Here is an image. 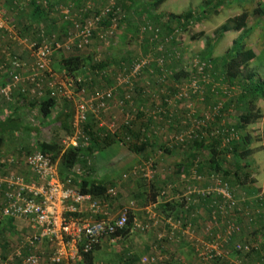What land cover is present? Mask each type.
<instances>
[{
    "label": "trees",
    "instance_id": "trees-1",
    "mask_svg": "<svg viewBox=\"0 0 264 264\" xmlns=\"http://www.w3.org/2000/svg\"><path fill=\"white\" fill-rule=\"evenodd\" d=\"M109 1L110 0H108V3L104 7L109 4ZM122 1V8L116 9L119 12L116 18L121 24L124 23V21H130L134 18L133 13L129 14L128 17L125 16L128 7L125 4L126 0ZM71 2L76 5L81 3L82 7L85 5L83 0H71ZM165 2H167V0H154L152 3V7L155 10L154 14L144 17L142 21L140 20L139 24L141 25L138 32L139 35L142 36L141 43L143 44L142 48H144L145 52L142 56L148 55L146 46H151V50L155 51L159 46H163L164 50L169 53L173 48L176 49L180 57H175L173 59H168L167 57L168 60L166 59L163 65L154 63L151 69L144 71L137 80L136 95L133 97V106L136 107L130 108L131 113H133V110H136L135 117H137V120L133 124L134 128L130 130L124 126H120L114 133L109 131L106 127L99 128L98 124L90 119L85 125V131L90 137V142L88 145L83 146V148H65L62 143L38 141L33 143L32 149L26 152L22 150L20 153L22 157H16L24 158L32 154L33 149L41 152L57 166L61 180H66L71 177L74 186L81 193L92 196L94 200L100 202L105 201L109 204L111 214L115 215L113 203L118 199V196L113 200L106 198L108 189L115 186V184L110 182L109 179L92 177L91 174L94 173L95 170L90 161H93L103 150L115 144L125 147L131 154L138 156V158L142 157L144 160L152 158L151 155L153 151L173 154L176 150L181 149L180 151H184L182 159L175 164L173 175L169 177L172 183L168 181L165 185L169 183L176 184L181 178H189L193 171L203 180L201 184L193 183L194 185H201L203 190H212L217 188V182L221 183V187L227 188L233 195L237 205L232 212H228L224 208V199L221 195L195 194L181 199L180 201L182 203L175 202L161 205L159 207V215L164 218L173 217L175 221H183L184 224H191L198 230V233L202 230L203 223L208 224L212 222L213 212L218 222L229 223L225 224V226L234 225L236 227L232 236L224 244L225 256L216 258V263L235 264L236 262L238 264H264V199L261 197L262 193L250 192L249 189L246 191L241 187L242 175H244L246 181L250 179L251 175L250 173L248 174L246 170L248 169L250 171L249 168L254 164L252 159L254 150L252 146L254 142L257 141V139H254L252 134L247 131V128L258 124L263 117L261 110L257 108V103L261 98H264V80H261L257 70L252 68V63L258 61L260 56L254 49L248 47L247 41L251 37L253 31L260 27V24L264 23V0H203L200 11L189 10L181 15L169 14L166 16L156 12ZM232 3L244 8V10L240 15L230 18L221 27L220 36L239 34L238 38L233 42L232 47L224 56L213 58V52L218 43L217 39L215 42L208 45L204 55L195 57V60L205 65L204 75L208 77L209 85L212 83L211 79H217L222 82L229 92H231V98H229L231 101L227 108L236 105L237 110L241 113L238 124L235 127L229 124L218 127L217 125L221 124V122L213 123L208 130L216 128L219 134L214 130L212 131L215 133L214 135L211 131L204 130L207 131L205 136L200 135L198 139L187 141V143L183 145H170L171 147L166 144L155 145L158 139L154 134V128L158 125H162L160 127L162 128L165 125L162 119L166 118L169 121L168 123H170L168 126L170 130L166 127L168 133L171 134L173 130H176V133H178L179 129L182 130V128L179 127L180 122L177 121V118L184 116H180L181 112L176 109L178 107L174 109L166 107L165 113L158 115V119H161V123H158L154 117L146 113L148 110L153 111L155 109L154 99L157 97V94L161 92L168 96L174 95L178 85L182 84V79L184 80L188 75L187 69L183 65L184 60L186 63L187 56L184 55L183 50L180 51L181 49L175 45H180L182 43L180 38L184 32L188 31L190 25L202 23L208 20L211 15L218 16L223 7L229 6ZM245 3L255 4V6L253 9L248 10L245 9ZM85 8L86 6L81 10ZM30 9V14L27 17L33 24L40 27L45 21H48L49 25L47 27L49 32L52 33L56 29V19L49 18L52 10L51 6L47 9L38 5L34 0H31ZM254 22L256 23L255 25L253 24ZM40 41L41 39L38 40V42ZM111 42L112 41H109V44ZM156 52L155 55H157ZM132 62L133 61L130 62V65ZM179 62L180 64H177ZM59 69V73L65 71L75 79H78L80 75L85 73L88 69L98 71L97 74L103 82H106L109 77V72L105 70V63L103 61L94 63L90 56L84 57L78 53L68 56L67 58H62ZM122 69L116 72V76ZM104 72L105 74H103ZM146 74L151 79L148 82H144L143 80L145 77L143 75ZM195 75L196 71L194 70L193 76ZM196 77L198 80L203 79L202 75H196ZM91 80L93 82V79ZM187 82L185 78V82L183 83L186 84ZM6 84H8V78L5 76V78L0 80V87ZM201 84L206 85V83ZM85 86L86 83L84 82L78 83L79 89ZM207 86L208 85H206V92H210L213 86L212 88L210 87V89H208ZM18 94L17 91L14 93V103L8 104L10 106L9 111L4 118L0 119V147L4 145L6 140L11 138H20L21 136L31 138L32 135L40 134V129L27 125L22 119V109L26 103L27 97H23L20 94L21 98ZM225 95L229 96V94ZM192 98L198 101L200 100V96L193 93L191 94V99ZM1 99L6 103L2 97ZM33 101L37 102L34 105H37L36 107L39 108L44 119L49 120L55 114V120L59 124V128L63 131L64 135H73L72 123L75 116V107L73 103L68 101L58 103L56 100L50 98V93H47L44 98L35 99ZM204 101L206 103L210 100L206 98ZM55 110L57 113H55ZM217 121H221V117L217 118ZM118 130L122 133V138L116 134ZM143 130L151 135L153 143L150 142L151 139H147L148 137L144 135L145 133ZM186 130L187 128L183 129V131ZM127 136L132 137L134 140H140L142 137H145L146 142L140 145L135 142L127 143L124 139ZM141 164L143 163L141 162L137 165ZM76 170L80 172L77 173L75 172ZM148 181L141 179L136 190L139 200H143L144 197L148 199L145 206L151 202H155L160 189L163 187L158 184L159 182L157 183L152 180V182ZM235 186L240 189V192L241 190L243 191L242 196L237 193ZM125 207L126 206L119 208L120 211ZM134 219H138L141 222L146 221L145 218H142V215L136 216V212L133 214L131 213L129 215L127 228L123 231H119L112 238L122 237L121 241H123L133 234L134 232L131 233V228ZM15 224L14 219H5L0 223V241L6 243L4 240L12 234V231L15 229ZM220 233L225 234L226 228H215L212 232L213 236ZM151 234L153 240L151 245L149 247L147 246V251H149L147 255L152 252L153 245H159V251L165 253L163 249L169 239H165L161 242L157 239V234ZM255 234H257L256 239L253 237ZM208 239L209 238L206 240ZM251 240H257L258 242L253 243ZM107 241L110 242L109 240ZM183 242L187 244L185 246L187 247L186 251L188 256L192 254L197 260L193 244H190L187 240ZM247 245L251 247L249 252L245 250ZM100 247L101 245L95 247L91 253L86 255L85 262L88 264L97 263V253ZM182 255H185L184 250H182ZM141 258L142 256L131 257V255H127L121 260L120 264L125 261L135 263ZM165 264H173V258H168Z\"/></svg>",
    "mask_w": 264,
    "mask_h": 264
},
{
    "label": "built area",
    "instance_id": "built-area-1",
    "mask_svg": "<svg viewBox=\"0 0 264 264\" xmlns=\"http://www.w3.org/2000/svg\"><path fill=\"white\" fill-rule=\"evenodd\" d=\"M28 1L31 2V0ZM34 1L47 9L51 6V0ZM83 2L87 5L84 10H81L82 15L79 18L73 17L72 10L75 4L71 0H68L65 5L55 7L53 12L51 10L52 16L57 14L54 18L59 16L61 21L71 26L60 41L58 39L49 41L44 31H39L36 39L29 38L27 34H23L7 12L0 8V34L3 40L0 41V80L5 76L8 78V84L0 87V96L9 105L14 103L16 91L23 97L34 99L44 98L47 93H50V98L58 103L64 101L73 103L75 107L73 135L63 138L62 145L65 148H83L88 145L90 137L85 131V125L90 120L91 113L99 114L112 110L124 112L127 107H133L137 80L142 73L151 69L154 63L163 65L167 57L168 59L180 57L176 49L173 48L169 53L163 46H159L156 50L157 55L140 56L127 68H123L115 77V86L96 93L88 92L86 87L79 89L78 83L81 79H75L65 71L57 74L52 69L55 53L84 51L90 47L97 34L105 44H109L118 26L116 15L119 13L115 3L111 1L99 11L93 8V16L85 18L83 16L91 10V7L90 0ZM104 25L108 26L103 31ZM39 39H41L40 42H38ZM11 44L27 50L30 60L25 61L21 54L12 51ZM95 60L97 63L101 62L100 58ZM190 65L191 68L194 66L193 71H196V75H202L203 79L198 80L196 75L192 76L186 84L177 88L173 97L160 92L161 96L157 95L154 99L155 111L146 112L158 123H161L158 115L165 113L166 107L174 109L180 102L191 99L192 93L199 95L200 100L204 101L206 85H209L208 77L204 75L205 65L200 64L198 60L190 62ZM26 70L30 73L24 77L23 73ZM25 82L28 83L27 86L24 85ZM217 89L218 86L215 85L212 91L216 92ZM117 93H120V98H117ZM224 94H229L231 97V92L226 87ZM185 109L187 111L179 123L182 130L178 133L175 131L170 134L166 128H154V134L161 144L169 145V147L170 145L179 146L187 141L198 139L200 135L205 136L207 131L204 130H208L213 123H217L223 106L216 104L200 117L196 115L192 105L187 104ZM188 111L189 114L186 115ZM135 115L136 110H133V113L129 111L124 117L122 126L132 130L137 120ZM98 126L106 127L114 133L118 128L117 124L107 126L102 122L98 123ZM185 128L187 130L183 131ZM212 129L215 132L218 131L216 128ZM213 130L208 131L214 135ZM143 132L147 135V139L152 140L150 134H147L145 130ZM124 139L127 143L135 142L139 145L146 142L145 137L134 140L127 136ZM10 168L24 169L27 174L10 173L8 172ZM154 168V163L151 161L137 165L130 174L123 175L121 182H117L115 186L108 189L106 198L110 200L117 198L122 182L129 181L131 177L154 180L157 174ZM202 182L203 180L192 171L191 177L181 178L176 184L169 183L163 186L155 202L149 203L142 209L146 221L134 219L131 233L152 232L157 234V239L161 242L165 239L176 243L187 240L193 244L199 264H217L216 258L225 256L224 244L236 230L234 225L225 226L229 223L218 222L215 213L212 212V222L203 223L202 230L197 233L198 230L191 224H184L183 221H175L173 217L164 218L159 215L161 205L182 203L181 199L195 194L221 195L224 199V208L232 212L237 203L229 190L222 188L221 183L218 182L217 188L212 190H203L201 185L193 184ZM261 197L264 199V195ZM135 208H137L135 204L131 203L129 207L119 211L118 215H112L109 204L81 193L74 186L71 177L61 180L57 166L41 152L36 151L24 158L0 155V223L5 219L23 220L28 222L32 230V234L25 243L27 254H25L26 251L23 252L24 246L12 255L0 254V264H88L85 262V256L95 247L107 240L113 244L122 240V237H112L127 228L129 215L135 212ZM222 227L226 228V233L213 236V230ZM207 238L209 239L206 240ZM43 244H48L51 249L46 261H44L45 254L40 252ZM152 247V252L143 256L138 262L125 261L122 264H165L168 258L159 251V245ZM245 250L249 252L251 247L247 245Z\"/></svg>",
    "mask_w": 264,
    "mask_h": 264
},
{
    "label": "rangeland",
    "instance_id": "rangeland-1",
    "mask_svg": "<svg viewBox=\"0 0 264 264\" xmlns=\"http://www.w3.org/2000/svg\"><path fill=\"white\" fill-rule=\"evenodd\" d=\"M8 0H0V8L4 9L10 18L14 21V15L10 12L9 6L6 4ZM84 1V0H83ZM113 1L115 6L118 9L122 8V0H110L109 4ZM122 1V2H121ZM154 0H126L125 4L127 5L128 9L125 14L128 17L129 14L133 13L134 18L130 21H124V23H119L115 32V35L112 39L110 44H105L101 39H99V34L95 35L91 45L84 51L81 52H74V53H55L52 61V69L58 74L60 71V61L62 58H67L68 56L74 55L78 53L84 57L90 56L93 59L94 63H97L95 59L100 58L101 61L105 63V70L109 72V77L106 82L101 81L99 75L97 74L98 71L88 69L85 73L80 75L79 79L81 82L86 83L87 91L90 93H96L106 88H110L115 86V76L116 72L122 68H127L130 65L131 61L142 56L144 52V48H142V36L139 35L138 29L141 24L140 20L148 15L154 14L155 10L152 7V3ZM68 0H51L50 5L52 12L55 7L60 5H65ZM203 0H167L156 12L160 15H169V14H176L181 15L189 10L200 11L202 7ZM29 4L30 2L26 0V2H20L18 13L19 16L15 19L16 24L19 26V29L23 32V34H27L29 38L36 39L37 34L40 30H44L46 33V37L49 38L48 40L51 41L53 39H58L59 41L65 36V32L68 31L71 26L61 21L60 17L58 16L56 19L57 26L56 29L51 33L48 30L49 22L45 21L40 27L33 24L31 20L27 19V16L30 13V6H27L24 10H21L24 5ZM108 0H90V7L91 10L85 14L83 17L90 18L92 17V10L102 9ZM254 3V2H253ZM87 4L83 5L86 6ZM245 9H253L255 4H248L245 3ZM81 3L78 5L75 4L72 10L73 17L79 18L81 14V9H83ZM244 8L236 6L234 3L230 4L229 6L223 7L220 14L218 16L211 15L210 18L202 23L192 24L189 26L188 31L184 32L180 38L182 43L177 46L180 51L183 50V53L186 58V63L184 60L183 65L187 69V77L186 80L189 81L193 76V69L194 66L191 68L190 62L195 60V57L204 55L206 53L207 47L212 42H215L218 39V43L213 52V58H219L224 56L228 50L232 47L233 42L238 38L239 34H227L220 36V29L221 27L232 17L240 15L243 12ZM50 12L49 18H54ZM14 21V22H15ZM256 24L255 22L253 23ZM103 31L107 28L108 25H104ZM264 23L260 24V27L256 28L251 37L248 39V47L254 49V51L260 56L258 61L252 63V68L256 69L258 72V76L261 80H264ZM0 41L2 40V35L0 34ZM145 47V45H144ZM147 54H155V50H151V46H146ZM10 49L15 51L16 53L21 54L27 53V50H23L11 44ZM168 50V49H167ZM188 59V60H187ZM26 61V60H25ZM29 61V60H28ZM188 61V63H187ZM107 62V63H106ZM177 64H180L177 63ZM180 67V66H179ZM177 69V68H176ZM30 71L26 70L23 73L24 77L29 75ZM143 78L144 82H148L150 77L146 74ZM182 79V84L179 86H183L185 82ZM93 79V82L92 80ZM91 80V81H90ZM211 85H208V89L212 88L213 85H218V89L216 92L212 90L210 92H205V99L208 98L210 101H201L195 98L185 100L180 102L176 108L180 111V116H183L184 113L187 111L185 108L187 104L192 105L194 111L196 112L197 116H201L203 113L208 112L213 106L216 104H222L223 111L222 114L219 116L221 117V121H217L220 123L217 125L218 127H222V125H232L236 126L238 124L240 118V112L237 110L236 105H232L227 108L230 104V96L224 94L225 86L222 84L220 80L211 79ZM28 83L25 82V86ZM119 90V89H118ZM19 92H17L18 94ZM176 93V92H175ZM20 96V94H18ZM136 95V93H135ZM159 95V94H157ZM164 95H166L164 93ZM160 96V95H159ZM174 95L170 96L173 97ZM21 97V96H20ZM120 93H117V98H120ZM22 98V97H21ZM26 103L22 109V119L27 125L33 126L34 128L40 129L39 135H32L31 138H26L21 136L20 138H11L4 142V145L0 147V155L2 156H19L21 151L23 150L26 152L33 148V143L35 142H58L62 143L63 138L65 137L63 131L59 128V124L55 120V114L49 120H46L42 117L39 108L36 107L37 102L32 97L26 98ZM204 99V100H205ZM234 99V98H232ZM2 101V102H1ZM0 116H4L10 109V106L0 97ZM4 107V108H3ZM136 106H133L135 108ZM257 108L262 112V119L261 121L254 125L249 126L247 131L252 134L254 139L257 141L254 142L252 149L254 150V155L252 159L254 164L252 167L249 168L250 171L247 169L246 172L250 173V179L247 181L244 179V175H242L241 179V187L244 188L246 191L249 189L250 192H258L264 195V98H261L257 103ZM132 109V107H131ZM130 111V108L127 107L124 112L120 110H112L106 113H99V114H90L89 118L94 120L96 124L102 122L107 126L111 124H117L118 127L122 126V122L124 121V117ZM55 113L57 111L55 110ZM182 114V115H181ZM189 114V111L186 115ZM166 119V118H164ZM163 122L165 125L162 127L168 128L170 123L166 119ZM181 117L177 118V121H181ZM176 125V123H175ZM174 125V126H175ZM118 129V128H117ZM170 130V129H169ZM174 131V130H173ZM176 131V130H175ZM180 131V129H179ZM119 137L122 138V133L118 130L116 132ZM176 150L173 154H166L164 152H152V158L144 160V158H138L136 163H134L131 159V152L126 150L125 147L121 145L115 144L105 150H103L100 154L96 156V158L91 162L92 167L94 168L95 172L92 173V177L94 178H101L107 179L109 177L110 182L117 184V182H121L123 175L130 174L132 166L139 163H144L151 161L155 163V170L157 174L155 175L154 180L155 182H159L161 186H164L168 181H170L169 177L173 175L175 164L178 163L182 159V151ZM36 150L33 149V153ZM160 154L161 157H158ZM132 167V168H131ZM77 173L80 172L76 170ZM10 173H16L21 175H26L27 172L24 169H15L10 168L8 169ZM107 176V177H106ZM142 177H131V179L127 182H122V185L119 188L118 199L113 203V207L115 208V215H118L120 211L119 208H123L124 206L129 207L131 203H136L137 208L140 209L138 212L139 215L143 216L142 209L147 204L146 201L148 199L143 198V200H139V196L136 194V190L138 185L141 182ZM147 180V179H144ZM148 181V180H147ZM148 181V182H152ZM170 183H172L170 181ZM237 193L240 196L243 195V191L235 186ZM254 233V232H253ZM30 232L28 230L27 223H17L15 224V229L12 231V234L3 241H0V254L4 255H12L16 250L21 247H25V243L27 238L30 236ZM256 239L257 234L253 235ZM153 240V236L150 232L140 233L134 232L131 234L127 239L123 241H119L115 244L105 241L101 244L100 253H97V263H110V264H120L121 260L126 257L127 255H131V257H143L149 253V251L144 250V248L140 249L137 247L138 245H146L150 246ZM184 241V240H183ZM183 241L176 243L174 241H168L170 243H166L164 247V252L162 253L167 258H173V264H199L195 257L191 254L188 256L187 254V245ZM253 243L258 242L257 240H251ZM262 241V239H261ZM23 247V252L27 249ZM138 248V249H137ZM182 250L185 251V255H182ZM51 249L48 244H43L40 247V252L45 254L44 261L47 260ZM27 254V251L25 252ZM250 261V260H249ZM18 264V263H16ZM235 264H238L235 262Z\"/></svg>",
    "mask_w": 264,
    "mask_h": 264
},
{
    "label": "crops",
    "instance_id": "crops-1",
    "mask_svg": "<svg viewBox=\"0 0 264 264\" xmlns=\"http://www.w3.org/2000/svg\"><path fill=\"white\" fill-rule=\"evenodd\" d=\"M26 2V0H8L7 2H6V4L9 6V8H10V12L11 13H13V15L15 16L14 17V21H15V19L19 16V13L17 12L18 11V8H19V5H20V2ZM27 6H30V3L28 4H26V5H24V7H22L21 8V10H24L25 8H27ZM30 14V13H29ZM27 19H28V17H27ZM16 22V21H15ZM65 34H66V32H65ZM24 60H26V61H28V60H30V57H29V54H28V52L27 53H24L22 56H21ZM2 102V101H1ZM1 108V107H0ZM4 108V107H3ZM6 113H7V110H6ZM6 116V114L4 115V116H0V119H2V118H4ZM159 127H161L162 125H158ZM156 127V128H158L159 129V127ZM173 132H175V130L173 131ZM150 142L151 143H153V140H150ZM159 145V144H161L160 143V141L159 140H156V144L155 145ZM150 150H152V149H150ZM149 150V151H150ZM184 151H182V154H184L183 153ZM161 155L162 154H160L158 157H161ZM137 157L138 156H136V155H133V154H131V156H130V159L134 162V163H136V161H137ZM140 158V157H139ZM135 165V164H134ZM132 166L133 168L134 167H136V166ZM131 167V168H132ZM133 168L131 169V170H133ZM131 173V172H130ZM107 177V176H106ZM107 179H110L109 177H107ZM135 204V206L137 207V205H136V203H134ZM1 211V210H0ZM135 212H136V216H139V211H140V209H138V208H135V210H134ZM140 216H141V214H140ZM142 218H144V215L142 216ZM14 222L17 224V223H27V226H28V230H29V232H30V234H32V230H31V228H30V226L28 225V222L27 221H21V220H14ZM152 233V232H151ZM154 234V233H153ZM105 242V241H104ZM137 247H139L140 249H142V248H144V250H146L147 251V246L146 245H143V247H142V245H138ZM138 249V248H137ZM98 253H100V252H98Z\"/></svg>",
    "mask_w": 264,
    "mask_h": 264
}]
</instances>
